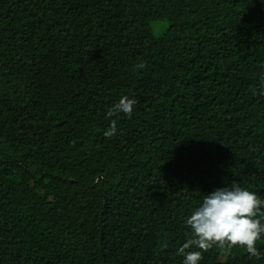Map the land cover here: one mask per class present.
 Segmentation results:
<instances>
[{"label":"trees","instance_id":"16d2710c","mask_svg":"<svg viewBox=\"0 0 264 264\" xmlns=\"http://www.w3.org/2000/svg\"><path fill=\"white\" fill-rule=\"evenodd\" d=\"M233 181L264 201V0H0V264H183Z\"/></svg>","mask_w":264,"mask_h":264},{"label":"clouds","instance_id":"9594fccd","mask_svg":"<svg viewBox=\"0 0 264 264\" xmlns=\"http://www.w3.org/2000/svg\"><path fill=\"white\" fill-rule=\"evenodd\" d=\"M138 69L145 64L136 65ZM136 99L124 95L108 110V116L120 113L131 117ZM117 121L113 119L110 127L104 132L105 137L112 138L117 134ZM261 201L257 194L242 188L236 181L229 187L217 188L205 194L202 203L186 219L185 224L191 229V238L179 249L178 254H184L183 264H197L202 259V253L213 246L220 248L241 246L245 247L250 256L259 259L260 252L256 242L264 233L261 218ZM195 247L199 251H188Z\"/></svg>","mask_w":264,"mask_h":264}]
</instances>
